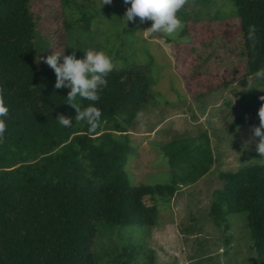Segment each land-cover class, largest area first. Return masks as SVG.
<instances>
[{"label":"trees","instance_id":"obj_1","mask_svg":"<svg viewBox=\"0 0 264 264\" xmlns=\"http://www.w3.org/2000/svg\"><path fill=\"white\" fill-rule=\"evenodd\" d=\"M233 2L245 57L240 81L245 83V77L264 69V0ZM80 12L74 22L66 19V25L77 24L85 32L96 13ZM187 20L179 35L184 40L172 46L171 54L187 97L201 99L205 72L188 41ZM38 25L31 0H0V99L9 109L0 142V264H96V226H155L158 207L144 198L170 201L177 183L131 187L123 167L133 148L112 137L127 135V125L149 107L146 70L114 68L108 74L95 103L100 123L91 130L85 121L75 120L76 109L66 100L69 89H55L54 70L38 67ZM250 26L256 29L254 40L248 39ZM261 96L246 100L242 94V112L231 128L260 125ZM91 103L81 98L78 108ZM59 115L71 117L72 126H61ZM164 153L171 163L177 157ZM219 178L221 189L213 192L209 219L227 232V216L246 213L257 264H264V167L240 166ZM230 239L226 237L227 245Z\"/></svg>","mask_w":264,"mask_h":264},{"label":"rangeland","instance_id":"obj_2","mask_svg":"<svg viewBox=\"0 0 264 264\" xmlns=\"http://www.w3.org/2000/svg\"><path fill=\"white\" fill-rule=\"evenodd\" d=\"M129 6L123 0L104 5L103 0H31L39 20L38 67L49 66L43 58L54 52L69 55L75 51L77 58H83L85 51L96 49L108 54L116 69L140 66L146 70L149 107L127 125V135L113 133L112 137L133 148L123 167L131 187L177 183L170 201L144 198L146 204L158 207L155 226L98 224L95 262L257 264L246 213L227 216V232L208 217L213 192L221 189V172L240 166L264 167V156L257 151L260 138L253 133L257 126L231 128L242 112V94L246 100L264 95V69L245 77V83L240 81L246 69L234 2L185 0L179 9L185 13L177 17L183 26L188 19V41L205 72L201 99L187 97L171 54L172 46L184 40L179 38L182 29L170 37L148 30L150 20L141 23L136 17L126 22L123 18ZM80 9L96 13L85 32L78 31L77 24L66 25V19L74 22L80 17ZM80 100L77 96L72 103L78 107ZM166 151L177 156L173 163ZM204 167L208 170L199 176Z\"/></svg>","mask_w":264,"mask_h":264},{"label":"clouds","instance_id":"obj_3","mask_svg":"<svg viewBox=\"0 0 264 264\" xmlns=\"http://www.w3.org/2000/svg\"><path fill=\"white\" fill-rule=\"evenodd\" d=\"M111 3L112 0H103V5ZM123 3L130 5L126 8L123 18L126 22L134 21L136 17L140 18L141 23L150 20L152 24L148 30L161 32L170 37L183 27L176 13L183 7L185 0H123ZM255 31L254 26L249 27V40L255 39ZM43 59L54 70L55 89H69L66 100L76 109L75 120L85 121L91 130H95L102 116L95 103L100 99L101 90L107 86L106 77L115 68L112 58L103 50L89 49L84 52L83 58H77L76 52L73 51L69 55L54 52ZM77 96L93 103L81 110L72 103ZM260 100L264 101V96H261ZM8 112V107L0 99V142L5 138ZM258 116L260 125L254 127L253 133L255 137L260 138L257 151L264 156V104L259 108ZM56 119L63 127L72 126L71 117L59 115Z\"/></svg>","mask_w":264,"mask_h":264}]
</instances>
